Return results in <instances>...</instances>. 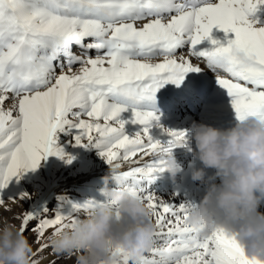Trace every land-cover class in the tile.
<instances>
[{"label": "snow or ice", "instance_id": "6c2138e0", "mask_svg": "<svg viewBox=\"0 0 264 264\" xmlns=\"http://www.w3.org/2000/svg\"><path fill=\"white\" fill-rule=\"evenodd\" d=\"M262 4L264 0H0V190L48 155H67L55 147V133L75 129L77 145L100 150L113 186L138 195L152 209L154 247L138 264H264L249 257L223 227L200 235L188 225L185 218L195 202H177L150 189L156 174L167 169L172 149L185 142L186 130L168 129L166 143L153 139L149 129L158 117L147 107L166 82L179 85L186 73L201 71L193 62L199 60L231 97L237 120L264 121V26L254 27L249 20ZM214 27L235 36L227 44L211 40L215 47L198 50ZM126 112L131 123L143 126L133 135L126 133ZM72 159L68 156L69 163ZM28 197L27 192L0 197V207L11 211L12 204ZM100 202L88 199L67 213L45 208V214L27 209L16 214L19 231H32L39 245L33 264L51 247L52 236ZM113 251L120 264H132L123 249Z\"/></svg>", "mask_w": 264, "mask_h": 264}, {"label": "clouds", "instance_id": "9594fccd", "mask_svg": "<svg viewBox=\"0 0 264 264\" xmlns=\"http://www.w3.org/2000/svg\"><path fill=\"white\" fill-rule=\"evenodd\" d=\"M234 55L245 58L238 50ZM191 134L193 155L201 164L192 169L191 178L205 191L185 222L200 235L223 227L249 257L264 261V121L237 120L227 129L201 123ZM166 168L173 177L180 171L174 155L168 156ZM103 180L101 191L107 202L98 203L48 243L55 254L74 256L75 264H120L114 249H123L132 264H138L154 247L157 225L152 209L138 195L113 186L110 175ZM33 255L28 236L7 217H0V264H33Z\"/></svg>", "mask_w": 264, "mask_h": 264}, {"label": "bare ground", "instance_id": "6f19581e", "mask_svg": "<svg viewBox=\"0 0 264 264\" xmlns=\"http://www.w3.org/2000/svg\"><path fill=\"white\" fill-rule=\"evenodd\" d=\"M249 20L254 22V27L264 26V4L258 6L256 12L249 16ZM215 28L216 27L211 31V39L205 38L196 46L198 50L215 47V45L211 43V40L218 41ZM234 36L235 34L233 33L230 39H233ZM188 43L189 42H185V47ZM181 52H186V50L182 49ZM193 62L199 64L202 70L199 72L186 73L184 77L188 79L187 85L182 88L174 87L177 93L168 99H164L162 97V92L168 85L174 83L171 81L166 82L156 92L158 99L154 103L149 102L147 105L148 109L155 112L158 117V120L152 121V127L149 129V133L153 139L166 143L171 139L167 131L168 129L186 130L185 142L172 149V155H174L180 171L177 172L175 177L172 176L168 169L157 173L155 180L152 181L149 187L164 198L170 197L177 202L191 200L198 203L204 194L205 187L191 178L192 169L201 166L199 160L193 155L195 142L192 138L191 130L196 124L201 123L213 125L221 129H227V123L231 120V116L235 112L231 105V97L227 94L226 90L217 83L213 72L207 69L203 61L194 60ZM198 77H203L205 82L202 83L199 82V80H195V78ZM176 85L177 84H175V86ZM130 116L131 114L129 112L122 114V118L129 120V123L126 124V133L133 135L137 131H140L143 126L131 123ZM97 157L100 160H105L99 152L97 153ZM80 160L81 159L79 158L78 162ZM63 161H65V159ZM103 166L86 167L85 171L79 175L75 174L77 176L72 177L71 180L74 181L77 179L75 177L82 175L86 176L90 173L93 174V172L101 171L104 168ZM107 168L110 169V167ZM63 171V168L60 167L58 170V179L52 181V184L43 196L42 202L58 190L57 186L62 185L61 176ZM212 171L214 170H208L209 173ZM35 190L37 194L38 190ZM95 199L102 202L106 197L103 194L102 196H96ZM261 210H264V205H262Z\"/></svg>", "mask_w": 264, "mask_h": 264}, {"label": "rangeland", "instance_id": "374dc122", "mask_svg": "<svg viewBox=\"0 0 264 264\" xmlns=\"http://www.w3.org/2000/svg\"><path fill=\"white\" fill-rule=\"evenodd\" d=\"M215 29L218 41L227 44L225 42H227L228 38L230 39L232 37L233 33H225L223 29L218 27ZM75 134V129L64 131L57 129L54 137L55 147L63 149L67 155L63 158L54 154L48 155L46 159L40 161L36 169H29L23 172L18 178L14 177L6 188L0 190V197L5 200L9 197H17L21 192H27L29 194V197L23 201V204H12L11 211H5L4 208L0 207V217H7L19 227L21 221L13 217L16 214L23 213L25 209L39 214H45V208L48 209V213H54L57 210L67 213L74 204H82L88 199L100 201L95 199V197L103 195L101 191L103 187L102 179L110 174V169L107 168L109 165L105 160L98 159L97 153L100 150L93 145H87L86 149L84 145H77L74 139ZM68 156L73 157L70 163L68 162ZM79 158L81 160L78 162ZM64 159L65 161H63ZM90 166H103L104 170L102 169L101 171H96L86 176L75 177L77 179L74 181L71 180L72 177L79 175L86 170V167ZM60 167L64 170L61 176L62 185L57 186L58 190L55 193L53 192L54 194L51 195L48 202L39 211H36L39 208V204L42 203L43 196L52 184V181L58 179V170ZM35 189L38 190L37 194ZM34 224L35 221L29 225V229ZM24 235L28 236L35 253L39 246L33 242L35 240V234L29 230ZM36 259L39 260V264H53V262L54 264H75L74 256L64 258V255L55 254L51 247L45 249Z\"/></svg>", "mask_w": 264, "mask_h": 264}]
</instances>
